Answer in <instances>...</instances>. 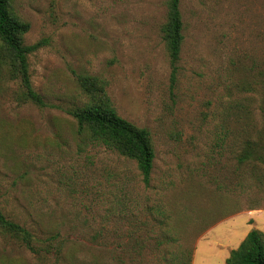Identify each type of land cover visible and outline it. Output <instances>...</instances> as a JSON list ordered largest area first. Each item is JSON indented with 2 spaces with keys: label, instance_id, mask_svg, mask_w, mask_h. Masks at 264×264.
I'll return each instance as SVG.
<instances>
[{
  "label": "rangeland",
  "instance_id": "rangeland-1",
  "mask_svg": "<svg viewBox=\"0 0 264 264\" xmlns=\"http://www.w3.org/2000/svg\"><path fill=\"white\" fill-rule=\"evenodd\" d=\"M166 2L12 0L24 44H42L28 67L44 105L2 73L0 211L45 246L0 230V264H169L180 249L191 264H226L250 230L264 233V173L235 159L247 127L264 130V0H180L173 80ZM79 74L149 132V187L133 161L76 133Z\"/></svg>",
  "mask_w": 264,
  "mask_h": 264
},
{
  "label": "trees",
  "instance_id": "trees-1",
  "mask_svg": "<svg viewBox=\"0 0 264 264\" xmlns=\"http://www.w3.org/2000/svg\"><path fill=\"white\" fill-rule=\"evenodd\" d=\"M11 2L12 0H0V77L4 71L8 72L18 82L19 90L26 102L43 106L41 97L32 86L28 67V56L42 44L41 42L24 44L23 36L29 31V24L12 11ZM179 3L180 0H167L166 21L161 27V39L172 70V80L183 42V23ZM75 80L80 92L86 97V102L81 107L69 111V115L76 123V133L81 137L82 142L102 147L106 151L133 161L142 183L149 187L155 155L149 132L135 127L117 114L104 91L106 87L104 81L85 74L76 75ZM261 84L264 88V76ZM247 130L253 136L239 145L235 159L238 164L250 166L249 177L257 180L260 178L256 175L257 169L253 170L260 167L264 173V130H256L252 125H249ZM0 230L20 241L31 252H36L35 247L43 245L29 230L7 219L1 211ZM48 246L55 248L56 252L60 249V245L53 246L48 243ZM162 259L167 261L165 258ZM170 262L169 264H191V251L177 250L171 256ZM225 263L264 264V233L255 229L250 230L239 246L230 251Z\"/></svg>",
  "mask_w": 264,
  "mask_h": 264
}]
</instances>
